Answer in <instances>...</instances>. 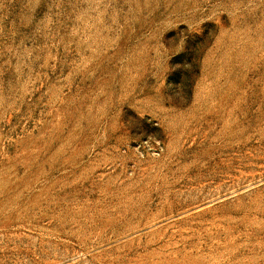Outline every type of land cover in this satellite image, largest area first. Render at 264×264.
I'll return each instance as SVG.
<instances>
[{
	"label": "rangeland",
	"instance_id": "374dc122",
	"mask_svg": "<svg viewBox=\"0 0 264 264\" xmlns=\"http://www.w3.org/2000/svg\"><path fill=\"white\" fill-rule=\"evenodd\" d=\"M0 264H264V0H0Z\"/></svg>",
	"mask_w": 264,
	"mask_h": 264
}]
</instances>
